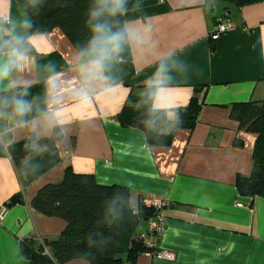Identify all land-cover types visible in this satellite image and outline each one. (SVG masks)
I'll return each instance as SVG.
<instances>
[{"label":"crops","instance_id":"obj_1","mask_svg":"<svg viewBox=\"0 0 264 264\" xmlns=\"http://www.w3.org/2000/svg\"><path fill=\"white\" fill-rule=\"evenodd\" d=\"M10 6L14 17H30L28 0H10ZM0 7L7 11L9 0H0ZM219 19L233 27L211 39ZM124 28L130 42L123 59L106 70L109 87L95 90L88 105L70 102L79 51L58 28L35 34L33 66L24 74L31 85L26 98L36 97L37 106L47 107L45 81L59 74L69 89L59 105L67 135L50 149L38 139L55 128L37 125L31 133L3 135L0 120V264H32L20 241L55 238L64 229L62 218L41 214L30 200L44 184L59 182L67 168L91 173L99 184L127 187L133 207L165 202L156 248L173 258L145 251L125 264H264V197L242 194L235 183L238 175L251 172L256 134L230 116L232 104L264 99V1L136 0L124 15ZM161 61L167 63V77L153 106L167 109L172 123L192 96L202 102L192 128H175L170 143L151 146L142 130L123 126L117 114L130 93H141ZM36 115L34 106L26 119ZM31 135L34 153L21 161L22 182L8 145ZM14 194L22 201L6 206ZM151 219L139 230H147ZM63 264L89 262L78 258Z\"/></svg>","mask_w":264,"mask_h":264},{"label":"trees","instance_id":"obj_2","mask_svg":"<svg viewBox=\"0 0 264 264\" xmlns=\"http://www.w3.org/2000/svg\"><path fill=\"white\" fill-rule=\"evenodd\" d=\"M26 8L33 26L32 33H44L60 29L72 46L80 51L90 39L87 27L88 10L93 0H28ZM264 0H235L238 5ZM136 6V0H128L127 8ZM115 28H124V15L112 20ZM213 49V41L210 44ZM154 89L141 93H130L117 120L123 126L142 130L149 145H167L173 130L178 127L192 128L196 122L201 100L195 95L177 110V119L170 123L168 110L154 107ZM230 116L256 134L252 152V169L248 176L238 175L236 187L249 196L264 197V99L237 102L231 105ZM170 124L169 128L168 125ZM167 128V129H166ZM31 135L26 140L8 145V152L17 175L23 182L21 161L32 155ZM60 138L57 128L50 136L41 137L38 142L50 149ZM22 201L20 194H14L6 206ZM30 206L45 216L59 217L65 227L55 238L30 236L20 241L22 254L32 264H63L73 259H86L89 264H125L148 251L149 248L139 234L140 223L153 218L158 209L154 205L138 202L130 204V191L121 185H105L96 182L91 173H77L67 168L57 183L41 186L30 200Z\"/></svg>","mask_w":264,"mask_h":264},{"label":"clouds","instance_id":"obj_3","mask_svg":"<svg viewBox=\"0 0 264 264\" xmlns=\"http://www.w3.org/2000/svg\"><path fill=\"white\" fill-rule=\"evenodd\" d=\"M36 0H33L35 6ZM128 0H93L88 10L87 27L90 31L88 44L81 49L73 64V80L75 84L71 91L74 95L72 103L88 105L95 90H107L109 77L106 70L112 63L122 61L124 45L130 42V34L126 28H115L112 20L127 14ZM33 22L26 13L24 17L12 15L10 0L7 11L0 7V120L5 121L3 135L27 130L29 133L38 125L47 131L60 128V135L66 136L64 125L68 123L59 112L60 97L68 93L67 83H61V77L56 79L49 75L45 81V104L40 108L36 105V97L28 100V88L31 86L25 73L30 75L34 57L33 41L36 36L31 29ZM174 54L169 53L171 60ZM46 67H51L48 65ZM167 63L161 61L146 89L153 98L159 95L167 77ZM51 100V102H50ZM36 107L37 115L32 120L26 119ZM182 123V121H179Z\"/></svg>","mask_w":264,"mask_h":264},{"label":"built area","instance_id":"obj_4","mask_svg":"<svg viewBox=\"0 0 264 264\" xmlns=\"http://www.w3.org/2000/svg\"><path fill=\"white\" fill-rule=\"evenodd\" d=\"M216 27L217 28H216L215 32L210 35L211 39H216L220 34L231 29L233 27V25L231 22H229L225 19H219ZM153 205L155 207H157L158 212L151 219V222L148 225L147 231L141 232L138 236L141 240H143L145 245L149 248L148 251L151 252L153 256H155L156 258L171 260L173 258L172 253L165 251V250H159L156 248V244L158 242L159 236H160V234L164 228V225H165L164 216L159 211L160 208L165 205V202L158 201Z\"/></svg>","mask_w":264,"mask_h":264}]
</instances>
